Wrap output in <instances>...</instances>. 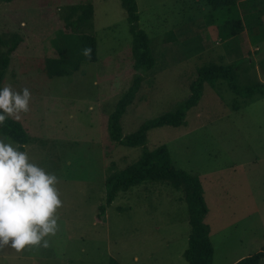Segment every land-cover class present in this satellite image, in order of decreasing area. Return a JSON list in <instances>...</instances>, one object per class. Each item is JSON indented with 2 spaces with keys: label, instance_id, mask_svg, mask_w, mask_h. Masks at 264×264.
Segmentation results:
<instances>
[{
  "label": "rangeland",
  "instance_id": "rangeland-1",
  "mask_svg": "<svg viewBox=\"0 0 264 264\" xmlns=\"http://www.w3.org/2000/svg\"><path fill=\"white\" fill-rule=\"evenodd\" d=\"M136 1L140 29L151 39L157 60L147 73L135 69L130 24L120 0L0 2V35L18 32L24 37L2 88L31 92L29 111L8 118L29 135L30 143L20 151L57 176L62 201L56 212L59 229L46 237L50 246L5 247L0 264H189L184 257L189 210L183 193L171 184L144 182L107 205V178L138 162L145 148L162 146L177 169L201 179L213 264H236L264 252V96L244 101L226 85L205 84L186 124L150 130L145 147L123 146L108 129L136 74L142 77L141 87L122 118L124 137L149 120L176 112L204 66L237 63L242 84L264 80V17L257 27L262 42L251 40V46L244 36L226 44L219 31L223 17L211 15L205 2ZM88 3L94 6V29L87 34L96 38L97 61H83L68 76L48 77L46 58L60 56L53 40L62 42L63 34L73 33L64 21L66 11ZM257 44L261 50L252 68L237 48L243 53ZM0 139L19 145L1 132ZM101 207L106 208L102 216Z\"/></svg>",
  "mask_w": 264,
  "mask_h": 264
},
{
  "label": "trees",
  "instance_id": "trees-1",
  "mask_svg": "<svg viewBox=\"0 0 264 264\" xmlns=\"http://www.w3.org/2000/svg\"><path fill=\"white\" fill-rule=\"evenodd\" d=\"M14 0H0L10 3ZM127 13L132 35V53L135 60L137 73H147L156 67L157 60L153 54L152 41L148 34L140 29L139 11L136 0H120ZM205 2L212 9L211 15L216 13L222 16L220 36L223 40L236 38L242 32V24L246 25L249 36L256 43L262 42L257 32V27L262 26L261 16L264 8L259 10V17L252 21L251 15H242L238 0H199ZM258 0H250L256 3ZM264 3V0H261ZM94 6L91 3L72 5L64 15L66 26L73 31L72 34H63L53 40L59 48V58H46L45 73L48 77L68 76L77 72L83 61H97V41L94 35L87 34L94 29ZM77 33V34H76ZM81 33V34H79ZM24 42V37L17 33L0 35V88L4 82L11 57ZM91 48V58L84 55L85 48ZM237 63L210 64L198 70L197 79L190 85V97L180 108L174 112L163 115L154 120L145 122L134 134L123 136L121 121L129 106H131L141 87L142 77L136 74L132 86L121 97L117 109L109 121V133L113 141L127 147H145L150 130L164 126L180 127L186 124L188 112L196 107L202 97L204 85L209 84L214 88L226 85L237 98L244 101L257 96H264V83L249 82L242 84L239 77ZM0 132L13 142L19 144L20 149L30 143V138L23 125L7 118L4 125H0ZM168 182L177 191L182 192L190 216L191 232L189 246L184 252V257L189 264H213L214 249L209 239L210 228L205 223L208 206L204 197L201 179L185 170L177 169L171 159L167 147L162 146L153 151L145 148L142 158L135 164L121 172L113 173L106 180L107 205H111L118 195L144 182ZM101 216L106 208L101 207ZM264 252L242 259L236 264H260ZM110 264H117L114 260Z\"/></svg>",
  "mask_w": 264,
  "mask_h": 264
},
{
  "label": "clouds",
  "instance_id": "clouds-1",
  "mask_svg": "<svg viewBox=\"0 0 264 264\" xmlns=\"http://www.w3.org/2000/svg\"><path fill=\"white\" fill-rule=\"evenodd\" d=\"M91 51L85 48L84 55L91 58ZM30 100L27 87L22 91H14L11 85L0 88V125L9 116L19 119L20 113H27ZM20 147L0 139V250L47 248L50 242L46 237L55 236L59 229L56 212L62 201L58 178L30 162Z\"/></svg>",
  "mask_w": 264,
  "mask_h": 264
},
{
  "label": "crops",
  "instance_id": "crops-1",
  "mask_svg": "<svg viewBox=\"0 0 264 264\" xmlns=\"http://www.w3.org/2000/svg\"><path fill=\"white\" fill-rule=\"evenodd\" d=\"M259 2L260 1L256 2V4H253V3H250V0H244V1L238 0L239 8H240L242 15L244 17L246 14L249 16L251 15L252 21L255 20L256 18H258L259 17L258 11L264 8V5L261 6ZM263 17H264V15L261 16V21H262ZM244 26H245V30L243 32H241L240 35L236 38H240V37L244 38V36H245L248 38L250 45L253 46V43H252L251 38L249 36L248 30L246 28V25L244 24ZM232 39H235V38H232ZM232 39L226 40V44L228 41H230ZM17 50H19V49H17ZM237 50L239 51L240 58H244L248 62V64L250 63L252 68L255 67L254 59L257 60V54H258L257 52L261 50L260 44L256 45V49L255 48L253 50L249 49V51H244L243 53H242V48L238 47ZM16 53H17V51L13 55H15ZM11 60H12V57H11ZM260 67H262V62H260V63L258 62L256 64V69L258 72L260 71ZM260 82L264 83V80H261Z\"/></svg>",
  "mask_w": 264,
  "mask_h": 264
}]
</instances>
